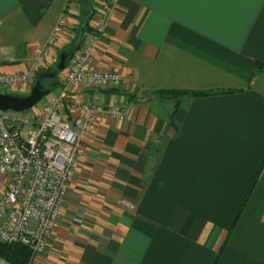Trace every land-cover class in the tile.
<instances>
[{
    "label": "crops",
    "instance_id": "obj_1",
    "mask_svg": "<svg viewBox=\"0 0 264 264\" xmlns=\"http://www.w3.org/2000/svg\"><path fill=\"white\" fill-rule=\"evenodd\" d=\"M90 7L93 28L104 9ZM86 11L0 0V76L33 82L78 48L80 31L63 35L34 70L59 19L83 27ZM111 12L96 68L129 86L72 89L65 103L121 107L126 122L101 117L85 135V176L33 264H264V0H117Z\"/></svg>",
    "mask_w": 264,
    "mask_h": 264
},
{
    "label": "built area",
    "instance_id": "obj_2",
    "mask_svg": "<svg viewBox=\"0 0 264 264\" xmlns=\"http://www.w3.org/2000/svg\"><path fill=\"white\" fill-rule=\"evenodd\" d=\"M116 2L110 0L103 8L99 24L88 32L81 52L68 60L63 90L45 99L38 123L25 117L33 109L20 113L0 110V245L25 246L33 259L47 251L55 234L62 207L86 159L85 135L101 117L126 122L121 107L65 103L72 89L114 91L129 86L130 80L122 74L96 68L95 55ZM68 24L69 17L63 15L34 70L49 60L51 47ZM31 82L30 74L1 75L0 92Z\"/></svg>",
    "mask_w": 264,
    "mask_h": 264
},
{
    "label": "rangeland",
    "instance_id": "obj_3",
    "mask_svg": "<svg viewBox=\"0 0 264 264\" xmlns=\"http://www.w3.org/2000/svg\"><path fill=\"white\" fill-rule=\"evenodd\" d=\"M81 1V3L84 5V7H85V10H87L85 13V18H84V21L82 22L84 25H83V27H81V22H80V20H75V19H79L77 16H75V15H72V14H70L69 16H67V17H69V24H68V26H67V29L64 31V33L61 35V36H65V35H72V36H75V34L74 33H72V31H75V32H81V43H79L80 45H79V47L78 48H76V50L73 52V53H70V55H69V58H68V60L70 59V57H73V56H75V55H78L80 52H81V50H82V47H83V44H84V40L86 39V36H87V34H88V32H91V31H93V28L95 27H93V28H91L90 27V20L92 19L91 18V16L93 15V16H97L96 15V13L98 14V12H96V10L95 9H93V7H90V3H91V1L92 0H80ZM93 1H95L96 2V4L101 8H105V7H107L108 6V3H109V1L110 0H93ZM75 18V19H74ZM90 18V19H89ZM89 19V20H88ZM86 22V23H85ZM71 23H74V25H72ZM85 26H88V30H86L85 28ZM69 28H70V32H69ZM80 29V30H79ZM67 33V34H66ZM47 63V62H46ZM58 63H59V57L55 60V62H53L52 64H50V66H46L47 68L45 69V70H41L38 74H40V73H44V72H47V71H49L50 69H55L56 70V68H57V65H58ZM67 63H68V61H67ZM42 68V67H41ZM39 70V69H38ZM54 71V70H53ZM66 71V70H65ZM65 71H63V72H61V73H59L58 74V76H57V78L56 79H53V80H48V79H45L43 82H42V86H43V88L44 89H46V90H49L50 88H51V85L54 83V82H59V86H61V84L64 82V78H65V74H66V72ZM37 77V75H35V78L33 79V82H32V88L34 87V85H35V83H36V81H37V79L38 78H36ZM126 78H128V77H126ZM35 79H36V81H35ZM129 80H130V78H128ZM32 88H31V90H32ZM4 89H1V91H3ZM30 90V91H31ZM4 92V91H3ZM3 92H0V93H3ZM30 93V92H29ZM52 93H56V90L54 89L53 91H51V94ZM20 96H23V95H20ZM46 99V98H45ZM45 99L43 100V102H41L37 107H35V109H33L32 111H30V112H28L27 114H25V117L26 118H29V119H31L34 123H38V121L40 120V118L42 117V106H43V103H44V101H45ZM27 130V129H26ZM25 130V131H26ZM84 169H85V161H83V163H82V166H81V169L79 170V172H78V174H77V176H76V178H75V181H74V183L73 184H75L74 185V187L77 185V183H81V181H80V179L81 178H84V176H85V171H84ZM87 180V182H85V183H83V187H82V189H84V192L85 191H87V190H89V186H90V184H91V179H86ZM72 195H74V197H76V198H82V195H84V196H90V194L89 193H82V192H78V191H76V190H73L72 191ZM73 199V197L71 196V194H70V196H68L67 197V199H66V202H65V204L63 205V207H62V210L64 209V207H66L65 205L70 201V200H72ZM62 210H61V212H62ZM60 216H61V213H60ZM59 216V219L61 218ZM58 226V225H57ZM57 228V227H56ZM55 232H56V230H55ZM52 241V240H51ZM51 243V242H50ZM50 245V244H49ZM36 259H38V258H34L33 259V257H32V259H31V262H30V264H33V263H35L36 261ZM35 261V262H34Z\"/></svg>",
    "mask_w": 264,
    "mask_h": 264
},
{
    "label": "water",
    "instance_id": "obj_4",
    "mask_svg": "<svg viewBox=\"0 0 264 264\" xmlns=\"http://www.w3.org/2000/svg\"><path fill=\"white\" fill-rule=\"evenodd\" d=\"M73 50L74 47H71L69 50L61 53L56 70L47 71L40 74L29 94L20 96L0 93V110L20 113L34 109L38 104H40L51 94L50 90H46L43 88L42 82L45 79L53 80L57 78L59 73L65 71L69 55Z\"/></svg>",
    "mask_w": 264,
    "mask_h": 264
},
{
    "label": "trees",
    "instance_id": "obj_5",
    "mask_svg": "<svg viewBox=\"0 0 264 264\" xmlns=\"http://www.w3.org/2000/svg\"><path fill=\"white\" fill-rule=\"evenodd\" d=\"M88 30V26H85ZM76 48L71 52L73 53ZM260 69H264V66H260ZM55 71V69H50L49 71ZM42 74V73H40ZM37 74V77L40 75ZM56 79V78H55ZM36 81V79H35ZM59 86V82H54L51 85L50 91L56 90ZM194 96H205V94H194ZM32 259V252L29 248L22 245H0V260L4 261L7 264H30Z\"/></svg>",
    "mask_w": 264,
    "mask_h": 264
}]
</instances>
